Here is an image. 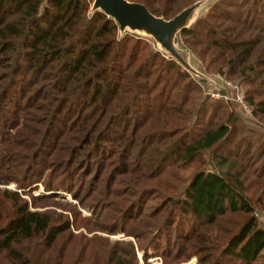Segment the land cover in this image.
Here are the masks:
<instances>
[{
    "label": "trees",
    "instance_id": "trees-1",
    "mask_svg": "<svg viewBox=\"0 0 264 264\" xmlns=\"http://www.w3.org/2000/svg\"><path fill=\"white\" fill-rule=\"evenodd\" d=\"M127 1L168 20L200 0ZM237 2L179 42L261 121L264 0ZM92 4L0 0V264H264V132Z\"/></svg>",
    "mask_w": 264,
    "mask_h": 264
},
{
    "label": "water",
    "instance_id": "water-1",
    "mask_svg": "<svg viewBox=\"0 0 264 264\" xmlns=\"http://www.w3.org/2000/svg\"><path fill=\"white\" fill-rule=\"evenodd\" d=\"M91 12L101 11L107 17L115 20L119 26V32L140 31L149 37H153L159 45L160 51L176 60L186 71L200 77L204 82L203 74L191 68L187 57H183L177 49L178 37L176 35L186 29L194 19L195 12L200 7V1L186 7L174 17L165 20L156 17L147 8L137 2L127 0H91Z\"/></svg>",
    "mask_w": 264,
    "mask_h": 264
},
{
    "label": "rangeland",
    "instance_id": "rangeland-1",
    "mask_svg": "<svg viewBox=\"0 0 264 264\" xmlns=\"http://www.w3.org/2000/svg\"><path fill=\"white\" fill-rule=\"evenodd\" d=\"M200 7L199 9L195 12L194 16H193V20L191 21V25L198 19V17L203 16L207 11H209V9H211V7H213L214 5L218 4L219 2H221V0H200ZM241 2V0H238V4ZM240 5V4H239ZM239 9V8H238ZM236 10V9H235ZM239 11H245V9L240 8ZM132 34L141 38H145L148 39L150 41H152L156 47L160 50L159 45L155 42V40L153 39V37H149L147 35H145L144 33L140 32V31H129L128 29H125L124 32H119V35H124V34ZM176 37H178V34L176 35ZM177 49L181 52V55H183V57H187V61L189 63V65L191 66V68L197 72L202 73L198 68L199 67V63L197 61V59L190 54V52L188 50H185L181 47L180 42H179V37H178V44H177ZM203 74V73H202ZM219 73H214V74H203V77H206L208 80V82L203 83V85L205 86L204 90H205V94L213 99V100H222L220 97V93H225L224 95H227L229 98H231V100L235 97L237 90L233 89L231 86H227V85H222L221 81L217 80L216 77L218 76ZM194 75V74H193ZM195 76V75H194ZM197 77V76H196ZM210 79L214 81L213 84L210 82ZM227 80H229L234 86H236L239 90L243 91V93L245 94L246 97V92L244 90V86L243 84H240L239 82H233L230 79L226 78ZM216 94H218V96H216ZM225 101V100H224ZM233 106H234V111L239 115V117L241 119L244 120L245 124L249 127H253L255 129H257L259 132H264V120L262 119L261 121L255 117H253L252 115L249 114V112L241 109L236 102L229 101ZM208 155V153L206 154V156ZM6 188H10V189H16V186L12 183H10ZM47 192H44L42 186H39L38 189H33L32 194L34 196L36 195H43L46 194ZM57 197L54 199L56 202H59L61 204L63 203H76L74 202L70 195L66 192H57ZM81 213L84 216H90V211L87 209H80ZM110 238L114 239V240H119L120 238H122V234H118L116 236H110ZM137 255H139V264H162V259L159 256H153L149 254V257L147 259L146 262H143L142 259V255L141 252L138 251ZM186 264H196V258L193 257L188 263Z\"/></svg>",
    "mask_w": 264,
    "mask_h": 264
},
{
    "label": "built area",
    "instance_id": "built-area-1",
    "mask_svg": "<svg viewBox=\"0 0 264 264\" xmlns=\"http://www.w3.org/2000/svg\"><path fill=\"white\" fill-rule=\"evenodd\" d=\"M197 78H199V80H200V77H197ZM216 79L219 80V81H221V84L222 85L224 84V85H227V86H231L233 89L237 90L236 95H235V97L232 100L234 102H236L237 105L241 109L249 112V114L252 115L251 108H249V106H248V104L246 102L245 94L243 93V91L239 90L236 86H234L229 80L226 79L225 76H221V75L218 74V76L216 77ZM204 80L205 81L202 82V83L208 82L207 81L208 79L206 77H204ZM200 82H201V80H200ZM210 82L213 83V84H215L214 81L211 80V79H210ZM224 94L223 95H220L221 96L220 97L221 99H223V100L225 99L226 101H232L231 98H229L227 95H224ZM216 96H218V94H216Z\"/></svg>",
    "mask_w": 264,
    "mask_h": 264
}]
</instances>
